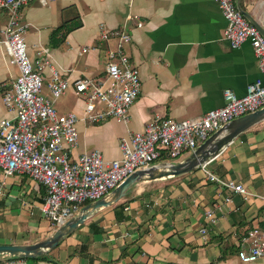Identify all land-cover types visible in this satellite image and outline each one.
<instances>
[{"label": "crops", "instance_id": "crops-1", "mask_svg": "<svg viewBox=\"0 0 264 264\" xmlns=\"http://www.w3.org/2000/svg\"><path fill=\"white\" fill-rule=\"evenodd\" d=\"M234 3L264 31V0ZM20 15L28 25L29 53L38 45L50 50L45 75L52 69L69 82L101 76L106 49L114 42H100V29H116L130 16L131 42L125 50L139 70L141 90L129 120L79 121L71 160L92 150L106 161L119 159V142L143 131L148 121L201 116L223 106L225 90L242 97L261 78L250 44L232 48L225 40L226 22L213 0H54L46 5L31 0ZM5 20L0 13V27ZM137 21L143 27L137 28ZM63 24L80 26L60 33L62 41L52 47L50 34ZM16 75L0 45V119L11 116L1 96ZM54 106L59 113L82 116L85 98L69 89ZM164 162L173 161L162 151L157 163ZM205 170L241 184L250 195L219 187L201 166L141 182L118 202L96 210L52 250L34 258L0 255V264H264V258L243 263L237 257L248 230L264 231V120L224 146ZM44 194V186L27 175L5 176L0 169V245L35 244L56 230L40 210ZM208 210L213 224L205 216Z\"/></svg>", "mask_w": 264, "mask_h": 264}, {"label": "built area", "instance_id": "built-area-1", "mask_svg": "<svg viewBox=\"0 0 264 264\" xmlns=\"http://www.w3.org/2000/svg\"><path fill=\"white\" fill-rule=\"evenodd\" d=\"M30 1L0 0V13L6 14L0 27V45L17 70L1 96L11 116L0 119V169L5 176L25 174L44 186L40 210L55 229L87 203L106 197L135 171L155 165L162 151L169 161H175L223 125L264 106V37L237 9L234 0H213L226 22L225 40L232 48L245 42L250 44L261 78L250 83L242 97L225 90L223 106L201 116L181 121L156 117L148 121L143 131L119 142V159L106 161L99 150H92L71 160L70 152L78 144L79 121L97 124L114 119L126 124L129 120V109L141 90L139 70L125 50L131 42L127 30L130 16L126 15L124 23L116 29H100V42H114L106 49L101 76L69 82L52 69L49 77L45 75L50 60L48 47L38 45L32 55L29 53L25 39L28 25L21 20L20 9ZM38 1L46 5L54 0ZM136 27H143V22L137 21ZM87 49L84 47L82 51ZM69 89L75 96L85 98L82 116L55 109V102ZM205 165L201 167L207 179L245 197L250 195L241 184L214 175L205 170ZM260 198L264 201V196ZM205 216L208 223L215 222L210 210ZM244 240L245 245L237 252L241 262L264 258V231L250 229Z\"/></svg>", "mask_w": 264, "mask_h": 264}, {"label": "water", "instance_id": "water-1", "mask_svg": "<svg viewBox=\"0 0 264 264\" xmlns=\"http://www.w3.org/2000/svg\"><path fill=\"white\" fill-rule=\"evenodd\" d=\"M237 9L264 37L263 29L248 19L247 15L239 7H237ZM263 120L264 106L255 112L230 121L213 132L194 150L190 151L182 161L157 163L146 169L135 171L114 188L106 197L88 203L82 207L78 215L72 217L58 227L48 238L31 245H0V255L20 258H34L43 255L47 251L55 248L65 235L73 232L96 210L108 207L122 199L134 185L141 182L179 176L202 166L215 158L221 149L232 142L239 134Z\"/></svg>", "mask_w": 264, "mask_h": 264}, {"label": "trees", "instance_id": "trees-1", "mask_svg": "<svg viewBox=\"0 0 264 264\" xmlns=\"http://www.w3.org/2000/svg\"><path fill=\"white\" fill-rule=\"evenodd\" d=\"M76 26V27H75ZM74 27H65V25H61L60 27H58L57 29L53 30L50 34V38H49V44L52 47H56L60 41H62V39H58L60 37H57L60 33L62 32H69L70 30H72L73 28H77L78 26H80V24L75 25Z\"/></svg>", "mask_w": 264, "mask_h": 264}, {"label": "rangeland", "instance_id": "rangeland-1", "mask_svg": "<svg viewBox=\"0 0 264 264\" xmlns=\"http://www.w3.org/2000/svg\"><path fill=\"white\" fill-rule=\"evenodd\" d=\"M7 57H8V56H7ZM8 61H9V57H8ZM67 103H68V102H67ZM67 103H66V104H67ZM66 104H65V105H66Z\"/></svg>", "mask_w": 264, "mask_h": 264}]
</instances>
